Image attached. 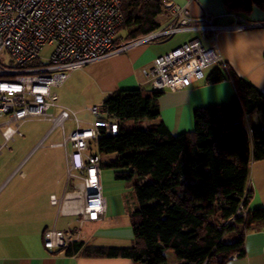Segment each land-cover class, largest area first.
<instances>
[{
	"label": "trees",
	"instance_id": "obj_1",
	"mask_svg": "<svg viewBox=\"0 0 264 264\" xmlns=\"http://www.w3.org/2000/svg\"><path fill=\"white\" fill-rule=\"evenodd\" d=\"M225 3L239 15H250L255 7L264 11V0ZM122 11L125 37L116 49L159 30L156 18L165 13L161 0H122ZM206 80H231L236 92L228 103L195 110L194 129L178 135L163 122V91L119 90L105 100L101 120L118 122L119 132L99 141V153L103 168L133 182L138 203L130 216L134 241L125 248L84 247L75 241L67 253L84 248L90 257L142 264H226L246 255V233L264 226V208L248 209L251 165L264 160V129L249 134L244 112L259 108L264 116V95L222 66L213 67ZM145 121L150 124L142 125ZM242 205L246 216L238 214ZM231 231L237 233L235 240L227 239Z\"/></svg>",
	"mask_w": 264,
	"mask_h": 264
},
{
	"label": "crops",
	"instance_id": "obj_2",
	"mask_svg": "<svg viewBox=\"0 0 264 264\" xmlns=\"http://www.w3.org/2000/svg\"><path fill=\"white\" fill-rule=\"evenodd\" d=\"M161 1L171 2L179 8L187 6L196 19L209 13L218 16L220 24L234 21L227 16L231 12L226 0ZM236 15L240 20L264 23V11L256 7L250 15ZM156 22L161 28L165 27L169 22L168 14L165 12L158 16ZM199 37L198 32H183L166 40L133 46L77 69L59 88L58 105L84 116L90 113V107L104 103L113 92L154 90L144 76V68L157 57ZM218 43L228 68L254 84L264 95V27L222 32ZM193 67L194 64H186L175 74H184ZM212 69L206 70L202 79L191 76L188 86L177 85L163 90L159 104L163 122L171 134L192 131L195 110L228 103L235 94L231 80L215 84L207 82L206 77ZM254 109L244 112L246 127L264 129V116L258 109V116L255 117ZM50 130L37 139L20 160L12 156L15 151L11 145L18 138H23V134L16 137L10 148L0 156V264H142L129 258L90 257L84 254V248L67 253L71 243L64 247H46L44 235L53 229L62 232L65 238L72 236L74 242H82L84 247H131L134 231L130 216L138 207L133 182L117 179L114 170L107 167L102 169L101 174L106 211L100 221L80 223L81 215H74L78 209L69 204L61 209L54 206L51 196L62 198L66 183L62 182V162L46 160L30 167L28 162L31 154L43 148ZM9 153L12 154L10 157ZM248 186L252 190L248 209L264 208V160L252 163ZM58 215L75 219L59 225ZM245 251L244 257L233 256L226 264H264V226L246 233Z\"/></svg>",
	"mask_w": 264,
	"mask_h": 264
},
{
	"label": "built area",
	"instance_id": "obj_3",
	"mask_svg": "<svg viewBox=\"0 0 264 264\" xmlns=\"http://www.w3.org/2000/svg\"><path fill=\"white\" fill-rule=\"evenodd\" d=\"M163 8L169 16L165 27L116 49V42H123L122 0H0V156L22 136L21 129L29 122H51L48 136L61 128L63 142L58 145L64 149L67 178L62 198L51 196V203L60 209L66 204L78 209L74 215H81L80 223L100 221L106 211L98 145L103 137L116 136L119 124L81 121L75 112L58 105L53 89L61 87L75 70L117 52L183 32H198V39L157 57L143 70L154 90L188 86L191 76L202 79L206 70L215 66L228 72L219 50L220 33L264 27L261 22L240 20L234 13L227 14L233 22L220 24L219 17L209 13L194 18L187 6L179 8L167 2ZM46 46L54 48L49 58L41 57ZM3 57L9 63L3 64ZM186 64L194 67L176 75L175 71ZM88 110L98 113L97 107ZM67 123L72 126L69 132ZM238 214L247 215L243 205ZM44 241L48 248L74 242L72 236L65 238L55 229L45 233Z\"/></svg>",
	"mask_w": 264,
	"mask_h": 264
},
{
	"label": "rangeland",
	"instance_id": "obj_4",
	"mask_svg": "<svg viewBox=\"0 0 264 264\" xmlns=\"http://www.w3.org/2000/svg\"><path fill=\"white\" fill-rule=\"evenodd\" d=\"M120 35L124 38L125 31L121 30ZM53 49L54 48L51 46L44 47V49L41 52V57L49 58L53 52ZM1 62L3 64L9 63L4 57L1 58ZM59 88H54L53 91L59 94L60 92ZM60 102H61V96H60ZM102 105H103L102 102L99 104H96V107L98 108L97 114L86 113L84 116L81 114H77V115L81 121L83 122L88 121L86 123H93L96 120H99V119L101 120L105 117V115L102 113ZM258 109L259 108L254 109L255 111L253 114L255 115V117L258 116ZM59 110L60 109L55 110V114H57ZM248 111L249 110H247V112ZM51 127H52L51 122H44V121H32V122L25 124L21 129V132L24 135V137L18 138L17 141L11 145L13 146L14 148L13 150L15 152H13V155L9 153L8 157L12 155L17 161L20 160L26 154V152L34 145L35 141L39 139L43 134H45L49 129H51ZM66 129H67V132H69L72 129V126L70 123H67ZM62 142H63V136H62L61 128H56L45 140L43 148L31 154V156L28 158V162H29V167L41 161L45 162L46 160L48 161L54 160V161H57V163L62 162L63 168H64V179L62 182L64 184L66 181L64 149L58 145ZM58 217L60 218L59 225H61V223H69L70 221L75 219V218H63V217H60L59 215L56 217V219ZM236 238H237V233L234 231L229 232L227 235V239L229 240H235Z\"/></svg>",
	"mask_w": 264,
	"mask_h": 264
}]
</instances>
